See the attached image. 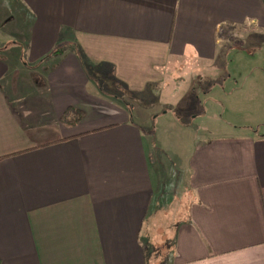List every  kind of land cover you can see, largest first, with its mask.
Returning <instances> with one entry per match:
<instances>
[{"label": "crops", "instance_id": "obj_1", "mask_svg": "<svg viewBox=\"0 0 264 264\" xmlns=\"http://www.w3.org/2000/svg\"><path fill=\"white\" fill-rule=\"evenodd\" d=\"M14 1L26 29L14 59L0 54V264H148L165 185L155 146L111 93L151 101L197 77L211 101L218 76L245 68L228 52L263 39L264 0ZM68 108L83 113L74 126ZM185 167L168 263L264 264V132L208 133Z\"/></svg>", "mask_w": 264, "mask_h": 264}, {"label": "rangeland", "instance_id": "obj_2", "mask_svg": "<svg viewBox=\"0 0 264 264\" xmlns=\"http://www.w3.org/2000/svg\"><path fill=\"white\" fill-rule=\"evenodd\" d=\"M19 11V4L16 1L0 0V54L9 61L14 59L17 47L21 48L23 45L22 31H25L26 24ZM261 38L263 39L255 49L246 48L240 55L236 53L238 50L228 52L229 64V60L240 57L245 60L246 69H243L246 71L234 75V70L229 68L231 79L222 82L220 76L215 78L213 83L216 85L211 88L210 93L215 102L204 101L201 95L204 80L198 82L197 77L175 81L176 86L179 85L177 88L179 93L154 91L150 95L151 101L143 99L135 103L128 94L122 93L121 89L111 93L117 102L123 101L128 104L133 113V120L144 128L148 149L150 144L155 146L151 150L152 159L155 161L153 165L156 166L154 172L161 173V182L165 185L160 198L158 193L154 194L149 208L148 219L152 218L153 226L152 235L150 234L152 239H145L148 264H169L167 255L171 250L170 235L175 230V224L184 206L182 194L186 189L185 165L193 145L208 133H235L239 128L264 132V74L263 72L256 74L253 71V68L258 71L264 70V36ZM248 51H252L253 54L250 55ZM21 52L25 54L23 49ZM189 85L193 86L195 94L200 96L199 99L192 101L188 98L189 93H186V90ZM106 88L111 89V86L108 84ZM210 103L214 109L206 122L204 124L192 122V117L202 116ZM166 111L167 115H163ZM229 122H235L238 128L222 126ZM220 125L222 128L217 129ZM172 183L173 191L170 186ZM141 237H144L143 231Z\"/></svg>", "mask_w": 264, "mask_h": 264}, {"label": "trees", "instance_id": "obj_3", "mask_svg": "<svg viewBox=\"0 0 264 264\" xmlns=\"http://www.w3.org/2000/svg\"><path fill=\"white\" fill-rule=\"evenodd\" d=\"M60 50H61L60 48L55 49L53 51V54H56ZM45 58H49V56L45 57ZM82 117H83V113L81 111H78V110H75L72 108H68L66 110V112L63 114L61 120H62V122L66 123L68 125L74 126L82 119Z\"/></svg>", "mask_w": 264, "mask_h": 264}]
</instances>
